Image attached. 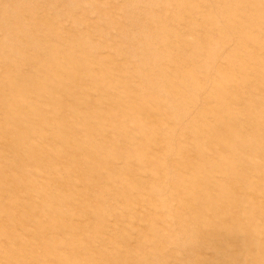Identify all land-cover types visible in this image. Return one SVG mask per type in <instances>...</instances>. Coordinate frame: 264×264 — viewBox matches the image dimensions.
<instances>
[{"label":"rangeland","instance_id":"rangeland-1","mask_svg":"<svg viewBox=\"0 0 264 264\" xmlns=\"http://www.w3.org/2000/svg\"><path fill=\"white\" fill-rule=\"evenodd\" d=\"M0 264H264V0H0Z\"/></svg>","mask_w":264,"mask_h":264}]
</instances>
